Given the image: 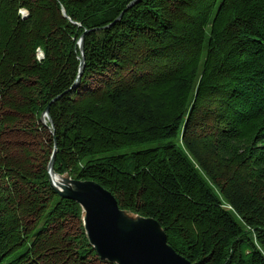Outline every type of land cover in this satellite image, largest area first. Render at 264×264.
I'll return each instance as SVG.
<instances>
[{
    "label": "trees",
    "instance_id": "1",
    "mask_svg": "<svg viewBox=\"0 0 264 264\" xmlns=\"http://www.w3.org/2000/svg\"><path fill=\"white\" fill-rule=\"evenodd\" d=\"M55 144L192 263L264 264V0H0V264H116Z\"/></svg>",
    "mask_w": 264,
    "mask_h": 264
},
{
    "label": "water",
    "instance_id": "2",
    "mask_svg": "<svg viewBox=\"0 0 264 264\" xmlns=\"http://www.w3.org/2000/svg\"><path fill=\"white\" fill-rule=\"evenodd\" d=\"M80 48L79 81L85 66L84 35ZM52 125L49 106L43 112ZM48 164L49 181L62 198L76 201L83 211V225L89 244L99 257L116 264H194L176 251L157 219L131 213L120 207L115 195L92 179H76L55 172L57 148Z\"/></svg>",
    "mask_w": 264,
    "mask_h": 264
},
{
    "label": "bare ground",
    "instance_id": "3",
    "mask_svg": "<svg viewBox=\"0 0 264 264\" xmlns=\"http://www.w3.org/2000/svg\"><path fill=\"white\" fill-rule=\"evenodd\" d=\"M47 116H43V120L46 121Z\"/></svg>",
    "mask_w": 264,
    "mask_h": 264
},
{
    "label": "clouds",
    "instance_id": "4",
    "mask_svg": "<svg viewBox=\"0 0 264 264\" xmlns=\"http://www.w3.org/2000/svg\"><path fill=\"white\" fill-rule=\"evenodd\" d=\"M24 12H25V14H26V10H23Z\"/></svg>",
    "mask_w": 264,
    "mask_h": 264
}]
</instances>
